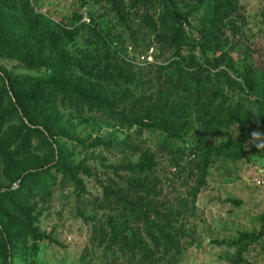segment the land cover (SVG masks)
Wrapping results in <instances>:
<instances>
[{
  "label": "rangeland",
  "instance_id": "obj_1",
  "mask_svg": "<svg viewBox=\"0 0 264 264\" xmlns=\"http://www.w3.org/2000/svg\"><path fill=\"white\" fill-rule=\"evenodd\" d=\"M28 1L34 12L73 30V39L67 42L62 38L65 46L53 49L52 55L64 51V58L72 57L67 69L76 74L81 71L73 65L75 56L84 53L102 56L104 46L96 33H107L106 44L117 52L116 56L113 51L109 52L113 61H118L123 69L139 79L140 86L132 91L133 97L140 89L145 96L153 92L150 87L154 74L150 65H166L173 58L172 50H162L160 43L145 30L130 34L106 0ZM188 8L185 2L178 4L181 13ZM239 10L242 27L240 36L238 34L234 40L241 41L239 48L231 54L230 71L221 64L216 69L210 68V73L215 74L221 68L238 78L237 72L249 73L251 80L259 85L262 79L264 81V0H242ZM180 17L187 32L196 35L194 26L198 15ZM19 28L21 33L29 31L26 22H20ZM227 33L232 39L230 32ZM47 72H50L47 65L27 67L17 58L0 57V111L10 107L8 97L4 96V77L16 73L40 77ZM258 88L248 91L258 94ZM52 96L46 98L40 106L43 114L34 120L38 123L50 118L55 130L66 129L67 134H58L44 141L29 136L30 144L26 150L19 149V155L13 157L11 153L17 150L19 140L11 142L7 148L0 143V155L5 154L13 161L12 170H27L51 159L53 152L56 155L62 153L66 160L90 168L93 175L80 174L84 190L67 185L44 197L34 190L36 205L32 216L38 217L35 226L54 240L22 241L9 263L0 259V264L124 263L123 258L117 259L103 245L98 246L96 229L107 233L99 220L118 213L120 208V204L108 203L103 197L102 183L128 193L126 180L133 177L144 178L146 182L143 191L129 197L139 204L135 203L131 210L125 209L118 214L127 212L128 226L142 236L148 226L145 224L147 218L156 223L169 219V224L174 227L171 234L176 235L177 247L165 264H234L237 248L247 244L241 241L234 246L239 234H258L262 230L260 242L250 243L245 257L252 261L251 264H264V151L246 146L252 131L264 132L260 121L224 125L210 134L209 140L215 144L228 139L239 142L244 148V156L212 157L206 167L207 174H203L200 157L183 149H171L170 143L162 145L157 132L121 122L99 107H88L85 103L78 106L75 101ZM261 117L264 120V114ZM7 119L0 137H14L16 132L22 136L25 128L19 115L12 112ZM24 122L34 125L27 120ZM236 125L239 134L234 136L232 129ZM190 141L191 137H188L187 144ZM144 154H148L152 161L150 168L135 171L122 167ZM0 165L2 168L1 162Z\"/></svg>",
  "mask_w": 264,
  "mask_h": 264
},
{
  "label": "trees",
  "instance_id": "obj_2",
  "mask_svg": "<svg viewBox=\"0 0 264 264\" xmlns=\"http://www.w3.org/2000/svg\"><path fill=\"white\" fill-rule=\"evenodd\" d=\"M106 1L130 34L145 30L160 43L162 50H172L173 58L168 64L150 65L154 81L150 87L153 92L148 96L140 89L139 94L133 97L132 91L140 86L139 79L131 71L123 69L118 61H113L109 52L113 51L115 56L117 52L106 44L107 33H96L104 46L102 56L86 53L75 56L73 65L81 71V74H76L74 70L67 69L72 57L64 58V51L52 55L53 49L65 46L62 38L67 42L73 39L72 29L34 12L28 0H0V57L17 58L27 67L47 65L50 70L40 77L23 73L4 77V96L8 97L10 107L0 111V132L12 112L19 115L25 128L22 136L16 132L14 137H0L1 145L5 144L6 148L11 142L19 140L11 157L19 155V149L26 150L30 144L29 136L44 141L58 134H67L66 129L55 130L50 118L38 123L34 120L43 114L40 106L46 98H50V94L69 102L75 101L78 106L85 103L88 107H99L121 122L157 132L162 145L170 143L165 146L183 149L200 157L203 174H207L206 167L212 157L244 156V148L237 141L228 139L215 144L209 140V135L224 125L254 120L264 126L261 117L264 114L263 79L258 85L251 80L249 73L237 72L239 78L233 77L226 68L210 73V68L216 69L221 64H225L230 71L231 54L239 48L241 41L234 38L241 33L239 9L242 0ZM184 2L189 8L181 13L178 4ZM194 13L198 15L197 25L194 26L196 35L191 36L183 27L180 15L187 18ZM20 22H26L29 31L21 33ZM91 48L96 49L95 46ZM94 59L96 61L93 62ZM255 87H259V93L250 94L248 90ZM188 137L191 141L187 144ZM63 155L53 152L51 159L27 170H12L13 161L5 154L0 155L3 166L1 168L0 165V259L5 263H9L16 254V248L22 241L54 240L35 226L38 217L32 216L36 205L33 191L38 190L44 197L67 185L84 190L80 174L93 175L90 168L74 164ZM151 162L148 154H144L122 167L140 171L150 168ZM135 179L126 180L128 193L102 183L106 201L120 204L118 213L139 204V201L129 197L143 191L146 182L144 178ZM118 213L99 220L107 233L96 229L98 246L103 245L117 259L123 258L122 264H165L169 257H173L170 253L176 250L177 241L176 235L171 234L174 227L169 224L168 218L162 223L145 218L148 226L142 236L128 226L127 212ZM262 234L263 230L258 234H239L234 246L241 241L247 244L237 248L234 264L252 263L245 257V252L250 243L260 242Z\"/></svg>",
  "mask_w": 264,
  "mask_h": 264
},
{
  "label": "clouds",
  "instance_id": "obj_3",
  "mask_svg": "<svg viewBox=\"0 0 264 264\" xmlns=\"http://www.w3.org/2000/svg\"><path fill=\"white\" fill-rule=\"evenodd\" d=\"M237 125L232 129L234 136L238 135ZM246 146L255 147L258 151H264V132L254 130L250 133Z\"/></svg>",
  "mask_w": 264,
  "mask_h": 264
}]
</instances>
